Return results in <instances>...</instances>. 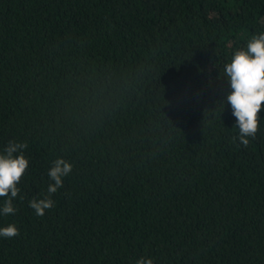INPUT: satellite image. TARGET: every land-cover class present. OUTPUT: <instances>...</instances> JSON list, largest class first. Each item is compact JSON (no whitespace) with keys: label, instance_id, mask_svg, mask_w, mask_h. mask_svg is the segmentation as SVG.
I'll use <instances>...</instances> for the list:
<instances>
[{"label":"trees","instance_id":"16d2710c","mask_svg":"<svg viewBox=\"0 0 264 264\" xmlns=\"http://www.w3.org/2000/svg\"><path fill=\"white\" fill-rule=\"evenodd\" d=\"M261 33L264 0H0V153L29 160L0 264H264V104L233 142L223 77Z\"/></svg>","mask_w":264,"mask_h":264},{"label":"clouds","instance_id":"9594fccd","mask_svg":"<svg viewBox=\"0 0 264 264\" xmlns=\"http://www.w3.org/2000/svg\"><path fill=\"white\" fill-rule=\"evenodd\" d=\"M223 77L227 78L232 89L227 95V103L231 105L239 130L238 137L232 138L233 142L238 138L240 144L247 147L250 143L248 138L255 139L259 131L258 113L264 104V33L253 35L245 49L234 52L231 61L224 65ZM27 148V141L10 140L0 153V197L6 198L0 207V215L7 216L17 211L13 199L20 193L17 185L29 167V160L24 155ZM72 170L73 165L63 158L57 157L52 161L48 177L53 183L48 185L47 196L29 201V207L37 216H43L46 210L55 206L51 196L63 186V178ZM19 235L20 230L13 224L0 228V237L5 239ZM136 264L154 262L152 258L141 257Z\"/></svg>","mask_w":264,"mask_h":264}]
</instances>
